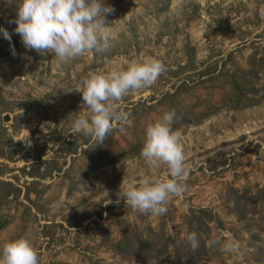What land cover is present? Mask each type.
Listing matches in <instances>:
<instances>
[{
	"label": "rangeland",
	"instance_id": "374dc122",
	"mask_svg": "<svg viewBox=\"0 0 264 264\" xmlns=\"http://www.w3.org/2000/svg\"><path fill=\"white\" fill-rule=\"evenodd\" d=\"M104 3L117 34L104 53L57 66L0 37V152L13 155L0 156V181L15 186L0 198V244L27 236L40 264H264V0ZM17 4L0 0V21H14ZM143 57L165 70L118 103L128 122L102 144L70 134L81 104L72 88ZM173 109L185 191L163 215L133 212L116 193L147 171L145 129ZM224 232L234 253L211 243Z\"/></svg>",
	"mask_w": 264,
	"mask_h": 264
},
{
	"label": "clouds",
	"instance_id": "9594fccd",
	"mask_svg": "<svg viewBox=\"0 0 264 264\" xmlns=\"http://www.w3.org/2000/svg\"><path fill=\"white\" fill-rule=\"evenodd\" d=\"M113 11L104 0H18L16 19L12 22L26 50L51 54L58 66L88 53L106 52L117 35L106 23V16ZM0 37L11 41V34L3 26ZM12 51L15 54L14 48ZM164 70L160 61L143 57L114 62L108 71L89 73L72 88L81 94V104L79 112L67 117L70 134L77 133L102 144L117 123L128 122L129 113L120 110L118 103L130 93L152 86ZM176 118L174 109L167 111L145 129L140 157L147 171L139 172L134 180L123 178L116 193L117 199L133 212L163 215L169 198L185 191L187 168L181 134L173 128ZM162 167L166 172L159 175ZM185 238L193 250L199 247L196 233H188ZM211 243L228 254L239 247L227 232ZM0 264L40 262L30 238L21 236L0 244Z\"/></svg>",
	"mask_w": 264,
	"mask_h": 264
},
{
	"label": "trees",
	"instance_id": "16d2710c",
	"mask_svg": "<svg viewBox=\"0 0 264 264\" xmlns=\"http://www.w3.org/2000/svg\"><path fill=\"white\" fill-rule=\"evenodd\" d=\"M0 26H3L4 28H6L8 30V32L11 34V40L13 42V45L16 46L19 42H21L20 36L14 32V29L16 27L15 23L8 21V20H5V19H2L0 21ZM0 156L3 158H7L9 160L13 159L12 154L7 155L4 152H0ZM0 185L3 187H9L8 191H4L5 189L4 188L2 189L0 186V198L9 197L12 194L13 188H15V186L11 182H7V181H0ZM16 188H18V187H16ZM17 190L20 191L21 189L18 188ZM6 222L7 221H0V229L6 225Z\"/></svg>",
	"mask_w": 264,
	"mask_h": 264
}]
</instances>
